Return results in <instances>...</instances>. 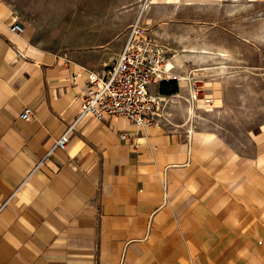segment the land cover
<instances>
[{"label":"crops","instance_id":"1","mask_svg":"<svg viewBox=\"0 0 264 264\" xmlns=\"http://www.w3.org/2000/svg\"><path fill=\"white\" fill-rule=\"evenodd\" d=\"M18 11L0 0V264H264V122L244 149L178 114L77 122L102 73L13 32Z\"/></svg>","mask_w":264,"mask_h":264},{"label":"rangeland","instance_id":"2","mask_svg":"<svg viewBox=\"0 0 264 264\" xmlns=\"http://www.w3.org/2000/svg\"><path fill=\"white\" fill-rule=\"evenodd\" d=\"M17 2L18 17L35 44L98 73L122 50L140 17L146 35L164 47L165 64L172 65L167 81L175 80L179 86L176 95H167L160 103L161 114L189 116L190 124L217 132L242 149L264 122V4Z\"/></svg>","mask_w":264,"mask_h":264},{"label":"built area","instance_id":"3","mask_svg":"<svg viewBox=\"0 0 264 264\" xmlns=\"http://www.w3.org/2000/svg\"><path fill=\"white\" fill-rule=\"evenodd\" d=\"M139 21L140 17L131 27L116 59L102 74H93L83 96L77 122L85 118L102 121L106 117H122L139 129L155 125L163 100L152 94L150 88L162 79L166 53L157 39L146 35ZM24 29V24L18 18L11 26V30L17 34ZM31 117L32 110L28 107L20 115L23 120ZM75 125L69 126L59 137L52 151L67 148ZM127 137V134L121 135L122 140Z\"/></svg>","mask_w":264,"mask_h":264},{"label":"trees","instance_id":"4","mask_svg":"<svg viewBox=\"0 0 264 264\" xmlns=\"http://www.w3.org/2000/svg\"><path fill=\"white\" fill-rule=\"evenodd\" d=\"M179 86L175 80H171V82H161L160 93L162 95H171L178 93Z\"/></svg>","mask_w":264,"mask_h":264}]
</instances>
